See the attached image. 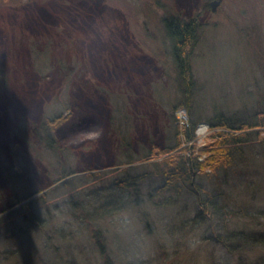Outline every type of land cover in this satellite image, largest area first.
<instances>
[{
    "label": "rangeland",
    "instance_id": "1",
    "mask_svg": "<svg viewBox=\"0 0 264 264\" xmlns=\"http://www.w3.org/2000/svg\"><path fill=\"white\" fill-rule=\"evenodd\" d=\"M212 1L0 0V199L10 204L16 194L27 196L48 186L65 166L95 170L75 183L85 204L91 195L125 197L122 190L110 187L124 175L118 165L126 152L139 158L153 145H174L173 106L180 102V94L163 21L168 12L184 20L198 19L193 65L200 83L195 108L203 120L194 140L199 147L215 141V132L204 121L214 106L228 112L264 106V78L258 65L259 57H264V0H222L215 12ZM183 110L176 112L180 125V119L187 120L180 113L189 115ZM61 113L73 117L50 133L62 146L55 143L58 148L53 150L41 138L48 130L32 129L35 122ZM83 123L91 125L85 128ZM185 125L186 121L181 126ZM188 146L179 149L183 155H189ZM245 150L254 153L249 155L254 164L245 168L250 172L240 176L233 169L222 170V189L214 176H198L197 183L213 195L220 189L214 201L224 206V212L236 213L209 219L206 233L191 232L188 240L179 235L185 230L173 232L178 212L189 219L197 209L196 198L186 189L170 193L176 201L171 205L161 196L154 202L146 198L141 211L149 214L150 233L142 212L121 211L108 220L98 217L96 223L116 264L258 260L260 251L240 258L230 255L223 243L212 241L221 235L217 223L225 221L237 230L264 231V184L247 188L239 183L242 177L264 183V146L255 143V148ZM156 169L150 167L154 174ZM142 170L141 166L134 173ZM158 177L155 174L156 180L148 182L152 190L160 185ZM65 191L59 188L49 197L45 226L19 238L9 240L14 224L10 230V224L4 227L0 214V264H103L89 237L88 222L72 216ZM184 203L188 209L182 208ZM205 234L204 240L200 235ZM4 251L13 257L7 261L1 256Z\"/></svg>",
    "mask_w": 264,
    "mask_h": 264
},
{
    "label": "trees",
    "instance_id": "2",
    "mask_svg": "<svg viewBox=\"0 0 264 264\" xmlns=\"http://www.w3.org/2000/svg\"><path fill=\"white\" fill-rule=\"evenodd\" d=\"M168 13V16L163 21L167 37L172 45L171 55L178 72L176 82L177 90L180 94V102L173 106L174 120L172 121L176 130V134L172 137L175 140L174 143L172 142L174 145H171V147L163 145L147 147L149 149H147L146 155L139 158L132 151L129 154L128 151L126 152V158L118 165V167H123L119 168L118 172H122L121 174L124 175L117 178L112 187H110L112 190H122V192L126 193L125 197L98 196V199H94L91 195L88 198L90 203L85 204L84 202L86 201L82 198L85 196L82 190L76 188L77 185L75 183L80 179L81 182L82 178L86 176H91V172L95 170L70 169V167L65 166L64 170L62 167L60 168L56 178L48 186L37 187L38 189L35 188L37 190L32 191L27 196L16 194L13 199L14 202L10 204L0 199V214L3 215L2 219L5 221L4 227L10 224L7 228L10 230V226L14 224V232L9 234V240L16 237L19 238L21 235H27L32 229H42L47 222V219L43 217V213L50 211L51 208L48 205L49 197L53 191L64 187L67 189L64 194L68 200L67 205L73 211L71 212L72 216L80 220L81 223L88 222L89 237L93 240L103 264H116V262L109 253L103 231L96 223L100 219L98 217H104L103 219L108 220L121 211L134 210L135 212H142V205L146 202V198H148V201L154 202L153 200L156 196H161L163 203L171 205L176 202L173 195L170 194L172 192L179 194L182 189H186L194 196L196 198L195 205L197 209L191 214L192 216L187 219L184 212H178V215L174 217L176 220H172L173 232H183L185 230L179 235L185 239L188 238V240H190L189 237L193 232L199 235L198 232L206 233L209 231L203 229L209 219L218 216L219 218L227 219L229 216L236 214L235 212H224L226 210L224 206L214 201L217 200L220 189L219 193L216 191V194L213 195V192L204 188V185L198 184L197 179L198 176L202 175L207 177L214 176L217 179V188L222 189L225 186L220 176L222 170L229 172L233 169L232 171L238 172L240 176L245 175V171L250 172L246 169H251L250 165L254 164L255 161L253 162L249 158V155L251 156L254 153L245 149L247 147H249V150L253 147L255 148V143L264 146V106L259 103L258 108L254 110L244 109L233 112H228L223 108L214 106L211 116L204 119V121L209 125L210 130L215 132L212 136L215 138V141L204 147H199L194 140L197 136L198 125L203 120L197 116L199 114L195 108L200 83L197 82L198 78L195 77L193 65V52L198 39V19L184 20L177 17V14ZM259 59L258 65L264 78V57L261 56ZM179 109H185L188 112L190 118L188 127H182L176 118V112ZM72 117L73 113H70L68 116L61 113L52 119H44L40 124L35 122L32 130L33 132L34 130L40 131V129L48 130V134L41 137L42 141L50 149L56 150L58 148V146H55L57 141L53 139L50 133L59 130ZM83 125L87 128L91 124L83 123ZM114 128H116L115 125ZM57 144L62 148L60 143ZM186 144H189L187 147L190 151L189 156L183 155L182 150H179ZM200 154H206L207 157L202 159V155ZM238 164L242 166H238ZM153 165L157 167L155 174L161 176V179L158 177L161 180L160 185L154 190L150 188V183H148L150 178L156 180L154 171L150 170V167ZM141 166L144 170L134 173ZM254 168H256L255 165ZM254 174L256 175V173ZM17 175H20V173H17ZM248 179L242 177L239 183L248 185L249 187L247 188H251L253 185L261 186V184H264L259 178L254 180ZM80 182L78 185H81ZM92 201H95V205H90ZM186 205V203L183 204L182 208L184 210L188 209ZM161 206L166 207L164 205ZM57 208L59 207L57 206ZM142 215L145 217L146 230L149 233L152 232L151 224L148 221V212H142ZM52 217L50 215V218ZM91 222L96 224H90ZM23 225L29 227V229H26L27 227L25 228ZM217 225L219 228L221 227L219 230L216 227L212 228L211 226L213 225H210L211 230L215 231L216 229L217 234L219 231L221 235H215L212 241L217 240L219 243H223L224 248L230 255H239L240 258L250 255L249 253L251 252L260 251L261 255H257V258L258 256L260 258L248 264H264V231L254 230L253 232H246L245 230H237L232 228L226 221L217 223ZM45 233L48 235V232L45 231ZM200 236H204L205 240V236L207 235ZM1 256L8 261V259L13 257V253H6L4 251V254ZM238 264L247 263L240 260Z\"/></svg>",
    "mask_w": 264,
    "mask_h": 264
},
{
    "label": "water",
    "instance_id": "3",
    "mask_svg": "<svg viewBox=\"0 0 264 264\" xmlns=\"http://www.w3.org/2000/svg\"><path fill=\"white\" fill-rule=\"evenodd\" d=\"M222 0H214L211 2L210 7L212 9L213 12H215L217 10V8L221 5Z\"/></svg>",
    "mask_w": 264,
    "mask_h": 264
},
{
    "label": "built area",
    "instance_id": "4",
    "mask_svg": "<svg viewBox=\"0 0 264 264\" xmlns=\"http://www.w3.org/2000/svg\"><path fill=\"white\" fill-rule=\"evenodd\" d=\"M184 118H185V117H183L182 119H184ZM185 121H186V120H182V124H184V123H185Z\"/></svg>",
    "mask_w": 264,
    "mask_h": 264
},
{
    "label": "bare ground",
    "instance_id": "5",
    "mask_svg": "<svg viewBox=\"0 0 264 264\" xmlns=\"http://www.w3.org/2000/svg\"><path fill=\"white\" fill-rule=\"evenodd\" d=\"M198 127H199V125H198Z\"/></svg>",
    "mask_w": 264,
    "mask_h": 264
}]
</instances>
